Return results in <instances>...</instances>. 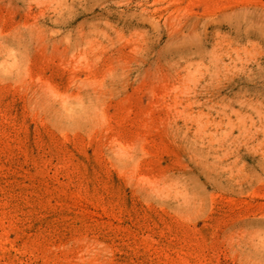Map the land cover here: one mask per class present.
Here are the masks:
<instances>
[{
    "label": "rangeland",
    "instance_id": "1",
    "mask_svg": "<svg viewBox=\"0 0 264 264\" xmlns=\"http://www.w3.org/2000/svg\"><path fill=\"white\" fill-rule=\"evenodd\" d=\"M0 264H264V0H0Z\"/></svg>",
    "mask_w": 264,
    "mask_h": 264
}]
</instances>
